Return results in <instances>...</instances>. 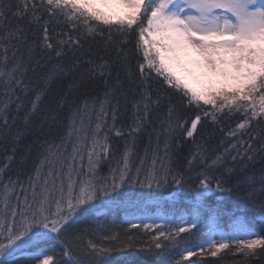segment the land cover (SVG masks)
Returning a JSON list of instances; mask_svg holds the SVG:
<instances>
[{
    "label": "snow or ice",
    "instance_id": "6c2138e0",
    "mask_svg": "<svg viewBox=\"0 0 264 264\" xmlns=\"http://www.w3.org/2000/svg\"><path fill=\"white\" fill-rule=\"evenodd\" d=\"M97 38L106 41L102 52L83 50L84 40ZM69 76L67 90L53 95ZM96 79L105 83L103 97L69 98ZM217 130L228 146L213 154L208 142ZM29 135L19 163L35 147L31 169L8 175ZM0 145H11L0 164V264H16L29 246L37 247L36 264H106L133 242L106 234L112 243L89 239L74 248L86 230L70 229L119 211L134 217L133 229L151 233L148 255L177 247L193 230L202 243L184 249L188 256L230 245L264 254V235L247 216L229 213L223 195L233 191L226 185L234 165L243 173L264 153V0H0ZM244 182L248 202L264 210V176L259 189L254 177ZM167 188L173 196L195 192L180 223L152 214L150 205L161 206L146 199ZM50 241L61 246L59 259L54 248L38 247Z\"/></svg>",
    "mask_w": 264,
    "mask_h": 264
},
{
    "label": "trees",
    "instance_id": "16d2710c",
    "mask_svg": "<svg viewBox=\"0 0 264 264\" xmlns=\"http://www.w3.org/2000/svg\"><path fill=\"white\" fill-rule=\"evenodd\" d=\"M52 27L56 28L57 31H69L63 23H54ZM76 33H73L75 36ZM106 41L100 38L93 40L83 41V50L92 49L93 52H102ZM114 56L115 47L111 49ZM95 59L93 55L91 57ZM112 58V57H107ZM55 60V57H53ZM133 67H135V61H133ZM119 69H114L113 79L115 78V73ZM73 77L69 76L64 79L62 83H57L52 86V94L58 96L67 90L69 80ZM121 78H124V72L121 71ZM112 81L109 80V84ZM127 87V84L125 85ZM105 90V83L103 79H96L94 81H89L85 87H81L69 96L70 99H75L77 103H81L83 99L91 97H103ZM163 116L164 112L161 110L160 113L156 114ZM191 117L192 113H188ZM229 123L232 127L235 126L236 121L226 122L223 127L227 129ZM255 131V129H254ZM32 135H29L21 144V147L17 150L16 161L12 163V166L7 173L8 175H15L18 170L22 169L23 173L28 172L32 167L33 158L36 154V148L33 147L31 155L28 157L26 163L21 165L19 163V158L25 150V146L32 141ZM247 140V136L244 137ZM120 143V141H116ZM146 143V138L142 139L140 142V151H143V146ZM235 143V141H233ZM190 142L182 144L177 152L179 159L183 160L190 150ZM208 146L215 152L223 153L224 148L228 146L227 139L222 138L221 133L217 130L214 136L209 140ZM11 145H0V164L3 163L4 155L6 152L10 151ZM235 154V153H233ZM114 163V162H113ZM231 164V161H230ZM108 164L102 165L101 173L102 175H107ZM235 171L231 180L226 185L231 187L233 191L231 193H224V206L226 210L231 213L235 212L237 216L245 215L254 222V231L258 234L264 235V210L259 207H253L246 199L250 185L245 183L247 177H254L255 184L251 187H260V177L264 176V153H259L256 159L252 161L247 170L242 173V165L237 163L234 165ZM213 175H218V173L213 172ZM23 178V175H22ZM238 181H241L239 184ZM195 188V182H193V189ZM219 193H214L210 195L207 200L212 206H215L217 202V197ZM195 197V192L192 189L185 188L184 192L178 196H173V190L171 188L164 189L162 191L154 192L152 196L146 197L147 200L158 202L160 208L157 209L154 204L150 205L152 214L161 213L169 218L173 219L174 223H180L179 217L184 214L185 209L190 201ZM93 216L84 217L78 220L70 232H77L80 230H86V235L84 241L74 244V248L83 246V243L91 239L98 243H112L104 239L106 234H118L121 241L131 240L134 247L124 248L120 251H114L110 256L106 257V264H118V261L127 259L130 264H264V254H259L255 256H245L242 252H239L233 245L229 248L223 249L216 253L215 256L211 255L208 249H204L201 252L198 248L195 254L186 258L184 249L196 248L198 244L202 243L201 237L197 234L196 230L191 233L181 234L182 238L179 240L177 247L175 248H165L160 250L158 256L148 255L142 248H146L151 236V233L145 232L143 229L137 230L131 227L129 221L134 219L133 216L126 214L123 211L113 212L105 216H101L99 219ZM222 224L225 231L230 230L229 228V216H224ZM38 247L47 248L51 247L55 249L56 255L55 259H59L61 246L56 241H50L47 243H42ZM37 253L36 246H29L22 250L21 253L17 254L16 264H36V260L33 258Z\"/></svg>",
    "mask_w": 264,
    "mask_h": 264
},
{
    "label": "rangeland",
    "instance_id": "374dc122",
    "mask_svg": "<svg viewBox=\"0 0 264 264\" xmlns=\"http://www.w3.org/2000/svg\"><path fill=\"white\" fill-rule=\"evenodd\" d=\"M213 238H214V239H219V236L216 235V236H214ZM205 249H207V247H205ZM192 256H193V255H192ZM192 256H188V255L185 254V257H186V258H190V257H192Z\"/></svg>",
    "mask_w": 264,
    "mask_h": 264
}]
</instances>
